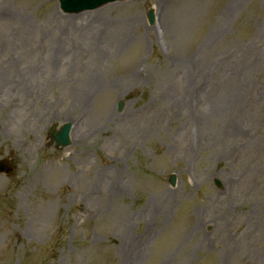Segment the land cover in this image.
Returning a JSON list of instances; mask_svg holds the SVG:
<instances>
[{
  "label": "rangeland",
  "instance_id": "374dc122",
  "mask_svg": "<svg viewBox=\"0 0 264 264\" xmlns=\"http://www.w3.org/2000/svg\"><path fill=\"white\" fill-rule=\"evenodd\" d=\"M6 156L0 264H264V0H0Z\"/></svg>",
  "mask_w": 264,
  "mask_h": 264
},
{
  "label": "water",
  "instance_id": "95a60500",
  "mask_svg": "<svg viewBox=\"0 0 264 264\" xmlns=\"http://www.w3.org/2000/svg\"><path fill=\"white\" fill-rule=\"evenodd\" d=\"M62 4V8L67 12H78L80 10H84L87 8H94L96 6L102 5L104 3H108L113 0H60ZM120 107L122 103L120 102ZM69 129L70 123H66L63 127L57 131L55 130V126L51 128V136L52 139L56 140L57 146H66L69 144ZM9 163V166L7 165ZM12 171L13 167L10 164V161L7 160L0 161V171ZM174 175L170 177V182L174 184Z\"/></svg>",
  "mask_w": 264,
  "mask_h": 264
},
{
  "label": "bare ground",
  "instance_id": "6f19581e",
  "mask_svg": "<svg viewBox=\"0 0 264 264\" xmlns=\"http://www.w3.org/2000/svg\"><path fill=\"white\" fill-rule=\"evenodd\" d=\"M159 5V4H158ZM100 85L99 84H97V83H92V85H91V87H93V89H95V88H97V87H99Z\"/></svg>",
  "mask_w": 264,
  "mask_h": 264
}]
</instances>
